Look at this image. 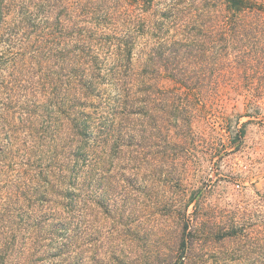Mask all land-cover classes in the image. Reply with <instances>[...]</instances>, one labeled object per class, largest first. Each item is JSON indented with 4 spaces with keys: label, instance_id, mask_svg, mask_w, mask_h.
I'll return each instance as SVG.
<instances>
[{
    "label": "trees",
    "instance_id": "trees-1",
    "mask_svg": "<svg viewBox=\"0 0 264 264\" xmlns=\"http://www.w3.org/2000/svg\"><path fill=\"white\" fill-rule=\"evenodd\" d=\"M33 6L43 44L27 64L0 58V264H264V141L231 176L250 183L237 200L216 212L206 187L264 117V0ZM97 189L174 208V236L149 255L79 254L94 203L117 202Z\"/></svg>",
    "mask_w": 264,
    "mask_h": 264
},
{
    "label": "rangeland",
    "instance_id": "rangeland-1",
    "mask_svg": "<svg viewBox=\"0 0 264 264\" xmlns=\"http://www.w3.org/2000/svg\"><path fill=\"white\" fill-rule=\"evenodd\" d=\"M34 1L0 0V58L6 64L18 66L27 64L31 60L34 47L43 44V31L41 32L40 28L36 31L32 24ZM36 39H38L37 42ZM246 120L247 118H242L241 122ZM255 121L257 122L246 126L244 151L236 157H232L233 160L227 161L226 159L213 167L212 181L206 187L210 190L209 194L213 199L209 202L215 206L216 212L223 210L227 203L234 202V199L237 198L233 193L235 190H241L250 184L246 182L242 186L239 184L240 187H238L237 182L233 185L231 176H235L238 171L242 173L245 169V174H249L254 169L253 159L257 155L252 149L264 141V117ZM229 158L231 159V157ZM114 182H121V179L115 177ZM262 185L263 181L256 183L258 189H261ZM102 192V189H97L93 194V200L97 202L102 197L108 196L117 202L111 201L106 213L104 207L94 203L90 230L79 237L80 249L77 251L79 254L84 257L93 256L96 262L104 263L112 257L149 255L155 251L156 245L163 237L174 236L176 220L171 217L174 208L162 209L154 197L145 204L138 202L135 207H129L127 203L122 202V199H125V193L115 192L112 195H104ZM170 192H174L173 198H175L179 191L174 189ZM142 197L143 195H140V202ZM242 200H246V198H242ZM217 201L220 202L217 204ZM219 204L221 206H217ZM192 210V205H190L187 213H191ZM131 211L134 216H130ZM226 213L224 212V215ZM130 221L133 222L130 224ZM88 223L86 222L85 226H88ZM42 238L16 237L19 243L26 244L25 249L29 248L35 239Z\"/></svg>",
    "mask_w": 264,
    "mask_h": 264
}]
</instances>
